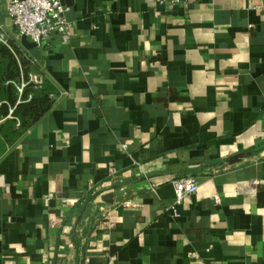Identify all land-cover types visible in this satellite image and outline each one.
Listing matches in <instances>:
<instances>
[{"label": "crops", "instance_id": "1", "mask_svg": "<svg viewBox=\"0 0 264 264\" xmlns=\"http://www.w3.org/2000/svg\"><path fill=\"white\" fill-rule=\"evenodd\" d=\"M62 1L38 44L0 0L51 102L0 114V264H264V0Z\"/></svg>", "mask_w": 264, "mask_h": 264}, {"label": "built area", "instance_id": "2", "mask_svg": "<svg viewBox=\"0 0 264 264\" xmlns=\"http://www.w3.org/2000/svg\"><path fill=\"white\" fill-rule=\"evenodd\" d=\"M7 9L17 31L23 36H29L38 44L49 41L55 34H61L65 41L70 38L67 7L62 0H9ZM0 43L13 49L10 35L2 23H0ZM43 83L42 74L36 70H30L21 77L19 83L15 82L20 96L27 87L41 88ZM32 96L33 90L28 92L27 98ZM13 110L11 108L9 115ZM123 145L126 147L127 144L123 143ZM172 182L177 202H180L185 194L196 191L199 186L197 177L192 174L176 177ZM215 198L217 201L221 199L218 194Z\"/></svg>", "mask_w": 264, "mask_h": 264}, {"label": "trees", "instance_id": "3", "mask_svg": "<svg viewBox=\"0 0 264 264\" xmlns=\"http://www.w3.org/2000/svg\"><path fill=\"white\" fill-rule=\"evenodd\" d=\"M12 45L16 50H19L24 57H26V54L14 45L13 42ZM0 56L4 57V61L6 62L5 71L0 75V101H2L3 98L8 101L0 104V114L7 115L9 113L10 103L11 105H15L13 112L22 118V123L29 125L35 122L50 107L51 102L49 96L41 92L42 87L36 90L32 89V86H29L22 94L23 98L18 101L17 96L14 94L16 90L15 86L9 83L4 84L5 79L7 80L15 78L16 76L18 77L19 74V68L16 66L18 63L14 57V53L10 47L0 43ZM26 58L27 59L24 58V60L28 62V59L30 60V58L28 56ZM0 59L2 60L3 58ZM31 90H33V96L27 98L26 95Z\"/></svg>", "mask_w": 264, "mask_h": 264}, {"label": "rangeland", "instance_id": "4", "mask_svg": "<svg viewBox=\"0 0 264 264\" xmlns=\"http://www.w3.org/2000/svg\"><path fill=\"white\" fill-rule=\"evenodd\" d=\"M14 48L15 47H13V49H11V50L13 51L14 57H15L17 63H18V65H16V66H18V68H19V74H18V77L16 76L17 78L15 77V78H12V79H7V80L5 79L4 80V84L9 83V84H12V85L15 86V89L16 90H15L14 94L17 96V100L20 101L23 98L22 94L24 93L25 90L23 91V93L20 96V93L17 90V87H16L15 82L19 83L21 81V77L23 75L25 76L30 70H35V66L32 64V62L29 59H28V62L25 61L24 58L27 59L26 58L27 56L24 57L19 50H16V48L15 49ZM0 58H3L2 60L0 59V75H1L5 71V67H6V64L5 63L6 62L4 61L5 60L4 57H1L0 56ZM32 89H34V88H32ZM37 89L38 88H36V90ZM26 97H27V95H26ZM3 102H8V101L5 98H3L2 101H0V104H2ZM11 108L15 109V105H11L9 103V114H10ZM11 115L14 117V119L16 121L22 123V118L19 115H17L15 112H12Z\"/></svg>", "mask_w": 264, "mask_h": 264}, {"label": "water", "instance_id": "5", "mask_svg": "<svg viewBox=\"0 0 264 264\" xmlns=\"http://www.w3.org/2000/svg\"><path fill=\"white\" fill-rule=\"evenodd\" d=\"M238 155H242V154H238ZM237 157V156H236Z\"/></svg>", "mask_w": 264, "mask_h": 264}]
</instances>
